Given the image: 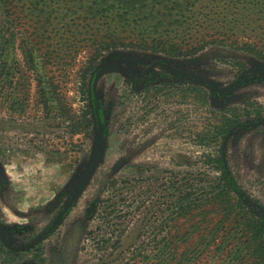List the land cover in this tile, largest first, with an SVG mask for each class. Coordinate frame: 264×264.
<instances>
[{
	"label": "rangeland",
	"instance_id": "rangeland-1",
	"mask_svg": "<svg viewBox=\"0 0 264 264\" xmlns=\"http://www.w3.org/2000/svg\"><path fill=\"white\" fill-rule=\"evenodd\" d=\"M252 19L263 29L235 39L264 38ZM82 39V0H0V264H264L244 218L264 224V60L217 42L102 50L92 65ZM94 74L103 153L66 210L95 154ZM219 152L232 206L206 201Z\"/></svg>",
	"mask_w": 264,
	"mask_h": 264
},
{
	"label": "trees",
	"instance_id": "trees-1",
	"mask_svg": "<svg viewBox=\"0 0 264 264\" xmlns=\"http://www.w3.org/2000/svg\"><path fill=\"white\" fill-rule=\"evenodd\" d=\"M164 3V0H82V44L90 43L92 38L99 35L101 27L103 31L109 32L107 37L99 41L92 40V44L97 47L89 53L90 64L93 65L97 53L102 50L138 49L150 44L159 53L168 55L169 51H173L174 54L184 56L202 50L206 44L217 42L240 46L264 60V38H255L250 42L235 39L240 31L250 27L249 18L254 20L258 17L264 23V0H169ZM250 28L263 29L261 25L255 27L253 23ZM89 34L90 38L87 37ZM95 83L94 74L90 82V99L97 132L105 138V115L96 99ZM238 122V116L231 115L222 125L214 128V138L222 137ZM206 160L214 170L221 173L216 180L211 181L209 189L212 194L206 201L232 206L235 204L232 195L239 188L225 169L221 152L215 157L206 156ZM189 199V194L182 195L178 203L185 204ZM236 202L234 209L242 208L240 197ZM180 209V213L191 210L186 207ZM244 218L245 226L257 238L255 252L264 256L262 219L255 215Z\"/></svg>",
	"mask_w": 264,
	"mask_h": 264
},
{
	"label": "water",
	"instance_id": "water-1",
	"mask_svg": "<svg viewBox=\"0 0 264 264\" xmlns=\"http://www.w3.org/2000/svg\"><path fill=\"white\" fill-rule=\"evenodd\" d=\"M96 80H97V76H96ZM96 84V83H95ZM103 148H104V138L102 137L100 132H97V139H96V149H95V154L94 157L90 163V165L88 166L87 170L85 171V173L82 175V177L79 179L74 192L72 194V197L66 207L67 208L72 204L73 200H75V198L77 197V195L80 193V191L83 189L85 183L87 182V180L90 178V176L93 174V172L95 171L101 157H102V153H103Z\"/></svg>",
	"mask_w": 264,
	"mask_h": 264
}]
</instances>
